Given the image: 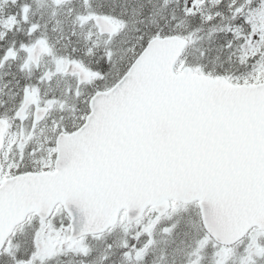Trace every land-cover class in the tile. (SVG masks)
Returning <instances> with one entry per match:
<instances>
[{"label":"snow or ice","instance_id":"6c2138e0","mask_svg":"<svg viewBox=\"0 0 264 264\" xmlns=\"http://www.w3.org/2000/svg\"><path fill=\"white\" fill-rule=\"evenodd\" d=\"M0 264H264V0H0Z\"/></svg>","mask_w":264,"mask_h":264}]
</instances>
